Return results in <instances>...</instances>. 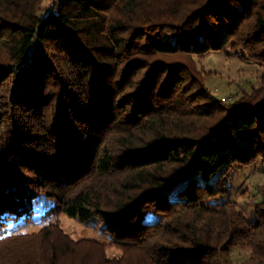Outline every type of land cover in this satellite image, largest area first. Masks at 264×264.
I'll use <instances>...</instances> for the list:
<instances>
[{
    "label": "trees",
    "instance_id": "trees-1",
    "mask_svg": "<svg viewBox=\"0 0 264 264\" xmlns=\"http://www.w3.org/2000/svg\"><path fill=\"white\" fill-rule=\"evenodd\" d=\"M44 1L0 0V248L41 239L21 258L33 264H228L239 248L264 264V185L255 220L201 204L227 192L233 169L264 162V75L226 103L192 61L231 47L264 64V0H63L40 17ZM42 200L44 220L97 218L111 243L58 224L4 236ZM13 255L0 264H20Z\"/></svg>",
    "mask_w": 264,
    "mask_h": 264
},
{
    "label": "rangeland",
    "instance_id": "rangeland-1",
    "mask_svg": "<svg viewBox=\"0 0 264 264\" xmlns=\"http://www.w3.org/2000/svg\"><path fill=\"white\" fill-rule=\"evenodd\" d=\"M63 0H45L41 8L38 10L40 17L46 16L50 12L58 13ZM241 50H234L231 47L226 48L223 52H216L206 55L204 58H192V61L198 65L200 73L204 77L206 86L212 90L216 98L226 100V103H235L242 99L244 93L250 94L252 89H258L263 84L264 64L244 60ZM6 59L5 52L0 51V61ZM6 131V130H5ZM4 131V133H5ZM1 132L0 135H2ZM196 182L204 186L208 183L216 181L217 176L211 179H205L201 176H196ZM227 181V192L215 199H208L201 204L211 209H219L226 203H236L238 209L249 220H255L256 214L253 202H258L261 197L258 196V188L264 185V162L259 161L257 164L249 167H237L233 169ZM190 179H182L172 186L168 193L171 200H179V193L189 184ZM184 201V200H183ZM50 206L46 200H42L36 207V215L34 221L30 223L12 224L6 228L4 236L32 234L40 231L49 224H58L59 228L68 234L75 241L81 239H91L102 243H111V235L106 232V225L94 218L88 222H81L78 219L70 218L62 214L60 216L44 220L43 214ZM161 215L148 214L145 216V222H158ZM41 239L25 240L10 245L8 248H0L1 253H11L10 260L21 259L25 256L29 247L39 248L46 247L42 245ZM42 245V246H41ZM41 246V247H39ZM33 253V252H30ZM106 257L110 260H120L124 253L117 247L106 248ZM66 262L68 264L75 263L76 256L67 254ZM99 255L90 254L88 257L90 264H95ZM250 250L232 249L227 257L228 264H249ZM98 261V260H97ZM35 261L21 259L20 264H33ZM19 262H15L17 264ZM14 264V261H12Z\"/></svg>",
    "mask_w": 264,
    "mask_h": 264
}]
</instances>
